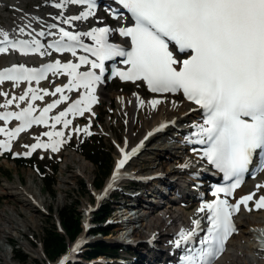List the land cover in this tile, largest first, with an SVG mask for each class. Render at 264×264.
I'll list each match as a JSON object with an SVG mask.
<instances>
[{
	"label": "snow or ice",
	"instance_id": "6c2138e0",
	"mask_svg": "<svg viewBox=\"0 0 264 264\" xmlns=\"http://www.w3.org/2000/svg\"><path fill=\"white\" fill-rule=\"evenodd\" d=\"M72 4L86 5V11L71 17L70 20L86 19L96 7L95 0H68ZM130 14L131 26L110 29L103 27L89 32L73 34L63 28L60 38L53 45L57 52H71L76 55V48H83L95 60L86 56L79 58V63L44 65L40 69L27 68L24 65H13L0 70V84L4 81L39 83L47 78V73H62L69 77L64 87H57L55 92H44V95L60 93V98L47 105L39 116H34V107L29 104L20 112L0 113V120L15 119L21 121L12 132L0 128V133L9 139L14 138L32 124H47V113L68 99L63 93L85 89L84 95L75 100L67 110L60 112L53 119L67 127L71 121L66 119L69 113L83 115L91 110L96 102L93 95L94 85L100 76L94 71H79L81 65H90L91 69L105 71V61L116 57L124 58L121 63L128 65L126 70H115L114 74L121 80L146 82L153 93L182 92L187 100L198 105L203 112L202 122L193 127L198 139L194 143L206 145L203 157L224 174L226 179H233L229 187H218L214 195L225 193L231 195L239 187L241 177L249 171L254 154H259L261 165H264V0H116ZM56 7H62L56 4ZM117 18H122L117 13ZM70 20L66 22H70ZM50 28H56L52 24ZM24 32V28L18 29ZM118 33L126 38L124 44L110 43L109 35ZM53 35V33H48ZM39 36H45L41 31ZM90 37L95 46L81 43V37ZM0 40L10 43L11 48L19 49L27 55L28 51H39L43 45L37 39L31 44L27 40H9V34L0 31ZM174 44L180 53L187 58L180 60L170 50ZM127 45V47L125 46ZM8 48H0L6 52ZM46 54V53H45ZM179 65V67H176ZM31 100L43 99L37 91L29 88ZM28 93L19 97L24 101ZM15 99V98H13ZM7 101V105L13 103ZM162 101L152 99L148 103L155 109ZM141 105L144 101H140ZM6 106V105H5ZM55 128V123L52 125ZM164 127V125H161ZM88 131L87 128L84 129ZM159 131V129H157ZM90 134V133H89ZM50 143L37 142L31 146L51 148L57 151L63 141L52 137H62V132L45 133ZM151 135V133H149ZM5 149L10 145L0 142ZM123 152V149H121ZM136 149L132 150L135 154ZM28 155L31 152L27 153ZM128 154L117 163L119 169L129 159ZM253 199V194L243 197L236 205L227 200L206 203L199 209L207 214L202 219L209 222L206 234L198 240L201 219L193 220L195 226L190 230H181L174 244H182L184 255L181 264H213L214 258L224 250L228 237L236 231L232 223L233 212L239 205ZM256 208L264 207V196L256 201Z\"/></svg>",
	"mask_w": 264,
	"mask_h": 264
},
{
	"label": "bare ground",
	"instance_id": "6f19581e",
	"mask_svg": "<svg viewBox=\"0 0 264 264\" xmlns=\"http://www.w3.org/2000/svg\"><path fill=\"white\" fill-rule=\"evenodd\" d=\"M58 3L61 4L62 7H56V4ZM70 6H72V3L68 2V0H53L49 3V8L47 11L45 10L44 14H38L35 11L23 12L21 9L17 10L23 14L25 21L29 22V24L34 23L35 26L37 28H41L45 34H59L61 28L72 32L73 34L84 33L93 29H97L96 27H92L89 23L86 24V22H101L99 28H103L104 24L107 22L103 19V17L96 15H89L86 19H82L80 23L74 22L70 20L72 17V15H70V12L72 11ZM25 7L28 8L29 4L25 5ZM68 20H70V22H66ZM52 24L57 25V27L54 29L50 28L49 26ZM36 31L37 30L34 31L35 34L39 35L40 32ZM87 38H85V40L88 42L93 41L90 37ZM13 53L15 54V52ZM66 60L67 58L65 61ZM14 62L16 61H12V63ZM5 67L6 65L4 63H0V70L4 69ZM79 71H86V67H81ZM48 81L54 83L50 88H48V90H46V84L37 86V89L41 92L43 99L46 101L45 104H47L52 99L58 100L61 94L56 93L55 95H44V92L47 91L48 93H53L57 87H63L67 85L69 82V77L62 73H58L56 75H51L48 78ZM102 86L103 85L101 84H96L94 86L95 92L93 95L95 96L98 104L104 98ZM15 88V91L11 92V96L5 97V99L1 102L2 111L10 110L12 107H16L19 104V102L13 98H15V92H19L21 89H19V86H15ZM73 91H68L63 94L70 96ZM105 97L110 101L115 100L117 105V113H122L126 117L127 129L123 133V142L121 144L117 141V139L115 140V143L119 149H122L125 145L130 146V148L135 147L137 143L142 140V138H144L148 133L155 130L164 122H172L173 124L167 133L154 137L150 141L153 143L145 149L143 155L137 160L138 164L149 163L150 166L142 165L135 168V162L130 170L136 178L149 180L147 182L149 187H151V185L155 187L149 188V190L156 189L157 185H155L154 182L158 183V181L162 182L164 185L172 187V196L166 200L165 204L162 205L154 206L152 204L153 200H150L149 202L144 201V204H140V210L138 211V216L136 217V224H138V226L134 227L133 236L130 237L137 242L138 248L135 249V252L138 253L126 264H136L143 258L142 255H146V259L149 260L150 263H153L159 256H167L168 259L171 260L172 258H175V253L184 250L186 247L182 244L179 248H177L174 244V241L178 239V233L181 230L193 229L195 226L193 225L192 221L196 219H201L202 229L206 228L208 225L207 220L202 219L206 216L207 210H205V212L199 211L201 206L204 204L201 202L200 198L203 196L199 197L196 193L202 192L201 194H204V189L206 188L205 186H207V184L203 181V179H201V177L207 176L210 171L206 165L202 163L199 154L191 156L186 152L189 140H196V136L193 135L196 129L193 127V125L201 123L199 121V109L184 102L178 96H157L147 94L145 93L143 87H140V89H135L132 92H128L126 90H114L105 95ZM9 99H13V103L11 105H7V101ZM43 99H40V102L43 101ZM152 99H158L162 102L158 104L155 109H153L148 103ZM141 100L144 101L143 105L140 103ZM40 102H38V104ZM38 104L32 105L34 108H37L39 107ZM94 110L95 105L93 103L91 105V110L84 113V115L87 116L90 121H93L92 118L94 117ZM59 113L60 112H55L51 116V123H55V128L60 126L64 127L62 122L56 123L53 119ZM66 119L70 120L71 123H74L72 117L67 116ZM135 125H140L139 127L143 129V134L140 136L139 140L135 138ZM44 128L46 129L45 133L54 132L52 129H47L46 127ZM71 130H73V128ZM59 132H65V129ZM53 138L54 137H52V139ZM39 142L47 144L51 141L50 139H43ZM73 163H77V170L73 176H85V178L89 180L88 182L90 183L91 181L88 175V172L90 171L89 163L82 156L77 154L72 153L65 155L61 174H63L69 165ZM6 166L11 168L9 163H6ZM203 168L205 170H203ZM26 176L27 180L25 184L21 180H18L16 183L7 182V184H4L0 188L2 194L8 196L12 200H17L22 204L24 209H21V214L26 217L24 220L17 214L15 209H11V217H8L10 223H8V221H2L0 223V246L3 245V243L9 244L12 234H16L20 239V234L27 232V227L29 226L27 222L32 224V228L36 227L32 210H29L30 208L42 210L46 208L48 203H50V200L44 196L42 189L38 188V185L34 179V172L29 170L27 171ZM158 177H160V179L154 180ZM66 184H70L69 181L65 178H62L59 185L61 195L56 199V204L61 207L63 206L62 194L67 189ZM187 186L191 187L189 192H191L193 195L189 196L183 194V188ZM173 191L176 192L174 193ZM162 192L163 190L160 189V191L156 190L153 193L155 196L157 194L166 199L164 193ZM142 193L144 192H141V190L129 192V194L135 198L134 200L132 199V201L142 200L144 198L143 195H141ZM101 194L102 192L100 195ZM250 194H253V199L247 202V206H245L243 203L239 205V214L237 216L239 234L237 236H232V238L229 240L227 252L217 264H264L263 258L257 250V248L260 246L257 237L264 234V207L258 209L255 206L256 201L259 200L260 197L264 196V174L256 181H250V183L239 188L230 201L237 204L243 197H246ZM154 201L159 203L162 202L160 199H156ZM192 202H196L194 208H192L193 206L190 205ZM115 207L117 210H121V212L123 211L122 207L126 208L125 206H122L121 202H119ZM88 210H90L89 206L86 208V211ZM123 212H127V209H125ZM119 213L120 212L115 213V223L120 224L122 228L123 225H121V223L127 218L121 219L125 215L119 216ZM128 220H133V218L130 217ZM85 223L86 225L91 223L90 216H87ZM152 237L155 238L154 243L150 241ZM22 238L23 241L20 244L24 247L23 251L26 254H30L31 256H34L35 254L39 256L41 255L42 250H33L32 245L28 242H25L24 237ZM82 239H80L76 245L80 244ZM123 239L127 240L128 238L124 237ZM116 240H120V238H116ZM151 243L154 245L155 250L148 248ZM140 247H144L143 251L145 255L142 253L143 251L139 249ZM261 247H264V244H262ZM145 248H148V251L151 250L150 253H147ZM30 249L34 255L29 253ZM70 251H74L73 245L71 246ZM173 253L174 255L172 256ZM1 254L2 258H0V264L7 263L5 258H9L8 264H21L12 259V256L10 255L11 252L9 253V251H5ZM60 261L56 262L55 264H59ZM175 261L176 260L174 259L173 262Z\"/></svg>",
	"mask_w": 264,
	"mask_h": 264
},
{
	"label": "rangeland",
	"instance_id": "374dc122",
	"mask_svg": "<svg viewBox=\"0 0 264 264\" xmlns=\"http://www.w3.org/2000/svg\"><path fill=\"white\" fill-rule=\"evenodd\" d=\"M51 1L53 0H0V31L8 33L9 36L12 34L19 35L24 32H30L35 30H37L36 32L42 31V29L37 28L34 23L29 24V22L25 21L23 14L19 12L17 9H21L23 12L35 11L38 14H44L45 10L47 11V9L49 8V3ZM27 4H29L28 8L25 7V5ZM70 15H72L71 12ZM97 16L100 17L102 16L107 22H109V19L106 17V15L99 13L97 14ZM88 23L94 27H97V25H99L98 22H92V21L86 22V24ZM20 28H24V32H19L18 29ZM15 58L16 60H14ZM12 61L21 62V63H36L37 61H39V57L25 59L21 55L15 54V57L11 55L0 58V63H4L5 65L12 63ZM50 86H51V82L49 81L48 84L46 85V90H48ZM140 87H142L141 84L130 85V84H123L119 81L110 82L107 85L103 86L102 88V93L104 94V98L100 101L99 105L94 110V117L92 118L93 121H90V119L87 116H84L83 118L76 120L71 127H63V126L56 128L48 127L47 129H52L54 132H59L65 129V132H62L63 133L62 137L53 138V140L59 139L63 141L62 144L65 147L62 149L61 153L55 155L52 153L51 150H44L41 148H39L38 150L36 149L35 151L31 150V146L36 144L38 141L43 139L47 140L46 138L47 135H45L46 129L41 128L30 131L28 134H26V136H24L21 140H19L15 144V148L25 156L26 160H33V162H31L33 167L18 168L17 165L11 161H6V160L0 161V188L4 184H7V182L16 183L18 180H21L25 184L27 180V176H26L27 171L32 170L34 172V179L38 185V188L42 189L44 196H46L50 200V203H48V205L44 209L48 214H45L37 210L36 208L29 209L32 210V215L34 221L36 222L35 223L36 227L32 228L31 227L32 224L27 222L29 226L27 227L26 233H28V235L34 240L32 245L35 248L42 250L41 256L40 257L36 256L38 258L39 264H55L58 261L57 259L55 262H52L46 258L43 251L42 239L44 237L45 229L49 228L52 224L57 223L59 211L66 206H70L73 202H78V205L80 204L79 211L81 213H82L83 203L90 202L93 206L95 205L94 198L90 195L88 191H86L81 186V183H85V182L89 183L88 182L89 180H87L85 176L84 177L73 176L75 175V172L77 170V165H76L77 163L70 164L69 167L64 171V173L61 174V169L65 159V155L72 153L74 154L75 152L74 150H69L67 148L70 146H73L74 148H78L84 141L89 140L90 138L97 139V137H100L102 138V143L104 144V146H106V149L112 158L113 168H114L115 161L118 155V148L116 146L115 140L117 139V141L121 144L123 142V133L127 129L126 117L122 113L120 114L117 113V105L115 100L110 101L108 100V98L105 97V95L109 94L114 90H126L128 92H132L135 89H140ZM15 89L16 88L12 85H6L4 86V88L0 90V109H2L1 102L5 99V97L11 96V92L15 91ZM145 93H147L146 90ZM19 95L20 92H17L16 98ZM43 104L44 103H41L40 106ZM135 126H136L134 130L135 138L139 140L140 136L143 134L142 133L143 129L139 127L140 125H135ZM70 128L71 129L73 128V130H71ZM85 128L88 129L87 132L84 131ZM29 152H31L30 155L27 154ZM76 154L79 155L78 153ZM87 162L89 163V167H90V171L88 172L89 179L91 181L90 184H94L95 178L96 176H98V173L96 167L92 165L88 160ZM6 163H9L11 165V168L7 167ZM57 164H58V171L55 173L53 167H55ZM142 165L150 166L149 163L138 164V162L136 161L134 167L137 168ZM38 170H45L44 174L47 176L46 178L48 181L50 180L51 176H54L55 174V184L53 187V191H55L56 195H53V193L45 187V179L40 176L43 173L42 172L38 173ZM62 178L68 180L70 184H66L67 189L65 188L66 191L62 194L63 206L61 207L56 204V199L61 195L60 194L61 190L59 188V185H60V180ZM108 181L109 180H107L106 184L108 183ZM204 182L208 183L207 181ZM127 185H131V184L128 183ZM126 187H121V190L119 192H116V194L119 196L118 198L116 196V199L111 200V202L113 203L112 207H115L117 203H119V201L123 200L122 198L123 194L131 191L135 192L134 190ZM190 188H191L190 186L183 188V194L184 195H186L187 193L189 194ZM175 192L176 191H174V193ZM171 196L172 194L168 195V197ZM1 197L3 201L0 203V223L2 221L3 222L8 221V223H10L8 217H11L12 214L11 209H15L17 214L21 218H23L24 220L26 219V217L23 214H21V209L24 208L22 207V204L20 202H18L17 200H12L8 196L2 193H1ZM93 217L94 214L91 215V219L94 222ZM82 220L85 221L83 215H82ZM115 220H116V216L114 213L111 215L108 222L104 224L102 227L105 230L109 231V235L107 237L106 236L96 237L95 240L105 243L110 250L120 249L122 252L118 254L119 256L116 259L118 261H127L130 260V258L136 256L138 252H135V249L133 247H128L124 245L122 242L116 240V238H120V240H124L123 238L128 237L129 233L127 230L123 231L121 234L118 233V230L116 229L114 222ZM13 238L18 239V236L16 234H12L11 239ZM17 248L20 249L21 251H23L24 249L21 246V244H18ZM11 250L12 248L9 244L3 243V245L0 246L1 253L5 251H9L10 253ZM105 253H109V252L105 251ZM129 253L131 254L129 255ZM142 253L144 254V251ZM13 254L15 255L14 251ZM27 257H29V262L31 264H33V261L36 260L34 256L30 257L27 255ZM0 258H2V254L0 255ZM145 260L146 259L142 258L140 262L137 264H141L142 261Z\"/></svg>",
	"mask_w": 264,
	"mask_h": 264
},
{
	"label": "trees",
	"instance_id": "16d2710c",
	"mask_svg": "<svg viewBox=\"0 0 264 264\" xmlns=\"http://www.w3.org/2000/svg\"><path fill=\"white\" fill-rule=\"evenodd\" d=\"M82 147L84 148V150L87 149L86 151H84L86 158L89 159L96 167L98 176H96L95 187L100 189L112 169V158L109 153L103 150V147H92L89 142H86V144H84ZM16 163L18 168H27L31 165L26 160L16 161ZM56 170L57 167H55V171ZM39 172H42L44 174L43 170ZM54 184V178H50L49 181L45 179V187L49 191H51L53 195H56L55 191H53ZM81 186L86 191H88L85 183H81ZM110 213V208L108 206H105L101 209L100 212L97 213L96 221L103 222L110 215ZM59 216L61 225L67 237L70 241H74L82 232L81 213L79 211L78 202H73L70 206L62 208L59 212ZM99 231L106 235L109 234V231L105 229H99L95 232ZM43 246L45 253L49 257V259L55 260L67 250V238L63 234L59 233L56 226L52 224L44 231ZM107 249L108 246L105 243H97L94 247L91 248V251L88 252L85 257L87 259L97 258L100 255L106 254L105 251H107ZM15 252L16 259L18 261L23 264L29 263L28 258L21 251L15 250Z\"/></svg>",
	"mask_w": 264,
	"mask_h": 264
}]
</instances>
